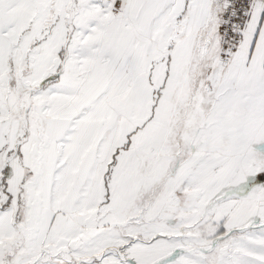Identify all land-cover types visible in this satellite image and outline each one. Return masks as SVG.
<instances>
[{
    "label": "snow or ice",
    "instance_id": "1",
    "mask_svg": "<svg viewBox=\"0 0 264 264\" xmlns=\"http://www.w3.org/2000/svg\"><path fill=\"white\" fill-rule=\"evenodd\" d=\"M0 264H264V0H0Z\"/></svg>",
    "mask_w": 264,
    "mask_h": 264
}]
</instances>
